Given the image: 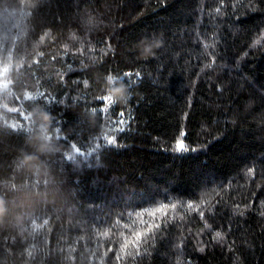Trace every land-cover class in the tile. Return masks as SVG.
<instances>
[{
  "label": "trees",
  "instance_id": "trees-1",
  "mask_svg": "<svg viewBox=\"0 0 264 264\" xmlns=\"http://www.w3.org/2000/svg\"><path fill=\"white\" fill-rule=\"evenodd\" d=\"M0 264H264V0H0Z\"/></svg>",
  "mask_w": 264,
  "mask_h": 264
},
{
  "label": "snow or ice",
  "instance_id": "snow-or-ice-1",
  "mask_svg": "<svg viewBox=\"0 0 264 264\" xmlns=\"http://www.w3.org/2000/svg\"><path fill=\"white\" fill-rule=\"evenodd\" d=\"M125 75H128V74H125ZM122 79L124 81V77H122ZM129 86H130V82H129ZM102 101L104 102V107L110 106V105H108V101L107 100H102ZM115 102L116 101L113 100L112 101V104H114ZM104 107L101 108V112L102 113H104ZM120 115L122 116L123 114L121 113ZM120 130H123V129L121 128ZM181 135H183V134H181ZM105 143L106 144H115L116 143V139H115V137H109V138H107L105 140ZM175 147H176V150L178 152H184V151H188L189 150L188 149V146L183 142L182 139H178L177 140ZM164 207H167V205H165ZM173 207H175V205H173ZM188 208L192 209L193 211H199V206L198 205L195 208H193V205L192 204H189L188 205ZM157 211L163 212V208L157 209ZM200 214L203 215L202 212ZM152 215L155 216V213H152ZM156 227H159V225H156ZM152 228H153V225L149 224L148 228H146L143 233H141L139 231L136 232L131 240H126L125 241V243L121 247V252L125 251L128 248L129 244H131L132 247L133 248H136L137 251H138L139 250V246H140V242H141V239H142V236H145L148 233H150L152 231ZM216 235H217V237L220 236L219 233H217Z\"/></svg>",
  "mask_w": 264,
  "mask_h": 264
},
{
  "label": "clouds",
  "instance_id": "clouds-1",
  "mask_svg": "<svg viewBox=\"0 0 264 264\" xmlns=\"http://www.w3.org/2000/svg\"><path fill=\"white\" fill-rule=\"evenodd\" d=\"M140 43L142 44L141 54L143 56H146V57L153 55L154 49L157 48L158 46H160V41L156 38H153V37H146ZM112 92L119 95V94H122L124 92V88H123V86L113 88ZM45 119H47V117H45ZM42 138L45 140L48 138L45 129H42Z\"/></svg>",
  "mask_w": 264,
  "mask_h": 264
}]
</instances>
